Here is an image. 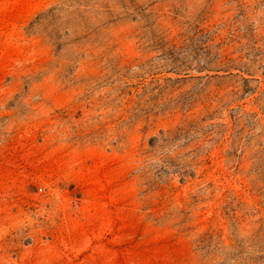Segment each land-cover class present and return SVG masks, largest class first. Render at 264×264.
<instances>
[{
  "label": "rangeland",
  "instance_id": "obj_1",
  "mask_svg": "<svg viewBox=\"0 0 264 264\" xmlns=\"http://www.w3.org/2000/svg\"><path fill=\"white\" fill-rule=\"evenodd\" d=\"M0 264H264V0H0Z\"/></svg>",
  "mask_w": 264,
  "mask_h": 264
}]
</instances>
